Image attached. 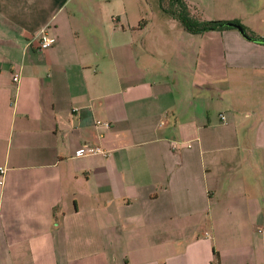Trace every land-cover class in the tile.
<instances>
[{"label": "crops", "instance_id": "obj_1", "mask_svg": "<svg viewBox=\"0 0 264 264\" xmlns=\"http://www.w3.org/2000/svg\"><path fill=\"white\" fill-rule=\"evenodd\" d=\"M70 2L0 0V264H264V44Z\"/></svg>", "mask_w": 264, "mask_h": 264}, {"label": "rangeland", "instance_id": "obj_2", "mask_svg": "<svg viewBox=\"0 0 264 264\" xmlns=\"http://www.w3.org/2000/svg\"><path fill=\"white\" fill-rule=\"evenodd\" d=\"M88 0H71L69 8H75L76 3L81 5L87 3ZM95 2L106 3L112 12L128 13L131 17L133 13L140 15L146 19L153 16L161 17L162 10H160V0H91ZM191 16H194L200 21H216L224 18H231V16L240 17L241 19L250 18L258 12L259 26L264 28V22L260 20L264 18L263 7L264 0H185ZM256 1H258L256 5ZM167 3V0H164ZM167 5V4H166ZM258 7L260 9H258ZM246 21V20H245ZM157 18L156 25L159 26ZM172 26V33L175 35L178 31L184 33V29L179 22H175Z\"/></svg>", "mask_w": 264, "mask_h": 264}, {"label": "trees", "instance_id": "obj_3", "mask_svg": "<svg viewBox=\"0 0 264 264\" xmlns=\"http://www.w3.org/2000/svg\"><path fill=\"white\" fill-rule=\"evenodd\" d=\"M166 4L164 3V0H160V8L162 12L176 19L182 25L183 29L190 34L197 35L211 31L221 32L224 30L235 29V27L227 26V24L230 23L240 26L243 30V36L247 40L264 44L260 42V40L264 39L256 36L253 32L249 31L238 20L200 21L194 16H191L187 4L184 0H167Z\"/></svg>", "mask_w": 264, "mask_h": 264}, {"label": "built area", "instance_id": "obj_4", "mask_svg": "<svg viewBox=\"0 0 264 264\" xmlns=\"http://www.w3.org/2000/svg\"><path fill=\"white\" fill-rule=\"evenodd\" d=\"M54 42H55V39H53V38L42 37V39L40 40L39 46L42 50H44V49L51 47L54 44ZM12 81H13V83L18 84V82H19V74L18 73L13 74ZM97 124L100 125V123H97ZM102 153L103 152L101 151V149L99 147L84 148L78 152L77 156L82 157V156H90V155H96V154H102ZM0 171L3 172L2 169H0Z\"/></svg>", "mask_w": 264, "mask_h": 264}, {"label": "water", "instance_id": "obj_5", "mask_svg": "<svg viewBox=\"0 0 264 264\" xmlns=\"http://www.w3.org/2000/svg\"><path fill=\"white\" fill-rule=\"evenodd\" d=\"M227 26H232V27H235V29H237L242 35H243V30L240 26L238 25H234V24H227ZM260 42L264 43V40H260Z\"/></svg>", "mask_w": 264, "mask_h": 264}]
</instances>
